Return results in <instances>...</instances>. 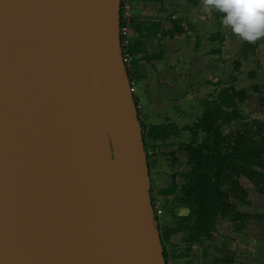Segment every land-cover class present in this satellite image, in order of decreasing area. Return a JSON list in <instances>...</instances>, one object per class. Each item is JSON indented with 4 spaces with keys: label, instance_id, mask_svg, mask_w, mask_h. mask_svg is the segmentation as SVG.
<instances>
[{
    "label": "water",
    "instance_id": "water-1",
    "mask_svg": "<svg viewBox=\"0 0 264 264\" xmlns=\"http://www.w3.org/2000/svg\"><path fill=\"white\" fill-rule=\"evenodd\" d=\"M118 0H0V264H164Z\"/></svg>",
    "mask_w": 264,
    "mask_h": 264
},
{
    "label": "crops",
    "instance_id": "crops-1",
    "mask_svg": "<svg viewBox=\"0 0 264 264\" xmlns=\"http://www.w3.org/2000/svg\"><path fill=\"white\" fill-rule=\"evenodd\" d=\"M131 13L132 21L141 25L145 55H159L135 56L131 93L142 122L178 129L190 125L201 112L200 100L228 86L244 89L240 113L256 116L260 107L251 86L264 84V38L252 52L242 53L241 39L221 24L223 14L206 12L202 0H131ZM137 35L134 31L132 40ZM249 59L261 66L253 69L252 77L244 67ZM233 61L239 66L234 68ZM239 183L247 191L248 203H234V210L248 218L232 214L216 218L210 236L192 242L188 256L175 262L264 264V195L246 178H239ZM186 213L187 209L180 214ZM181 236L170 235L178 245Z\"/></svg>",
    "mask_w": 264,
    "mask_h": 264
},
{
    "label": "trees",
    "instance_id": "trees-1",
    "mask_svg": "<svg viewBox=\"0 0 264 264\" xmlns=\"http://www.w3.org/2000/svg\"><path fill=\"white\" fill-rule=\"evenodd\" d=\"M132 28L136 34L138 32L128 47V52L134 56L133 66L135 56L145 51L139 34L141 25H134L132 22ZM261 40L255 44L244 41L240 50L242 53L252 52ZM158 57L159 55H152L145 58ZM234 64L237 65L236 62ZM247 75L252 77L253 71H248ZM251 88L257 95L263 119L251 117L241 124L239 131H224L223 126L235 119H242L239 105L245 98L244 89L235 90L228 86L200 100L201 112L196 120L180 128L189 132V140L183 144L188 170L178 189V202L186 206L187 214L178 216L175 227L166 231V234H184L181 242L186 247L178 258L188 256L192 242L210 236L216 218L231 214L235 218H248L247 214H239L234 210V203H248L247 191L240 185L239 178L251 181L255 191L264 195V97H260L257 85H252ZM136 112L142 143L145 137L158 139L165 134L167 127L178 129L174 126L147 125L139 119L137 109ZM162 239L159 234L161 244ZM162 256L164 259L163 249Z\"/></svg>",
    "mask_w": 264,
    "mask_h": 264
},
{
    "label": "rangeland",
    "instance_id": "rangeland-1",
    "mask_svg": "<svg viewBox=\"0 0 264 264\" xmlns=\"http://www.w3.org/2000/svg\"><path fill=\"white\" fill-rule=\"evenodd\" d=\"M133 23L135 25V22ZM243 42L244 41L241 40V43ZM145 54L146 53L144 52L145 57L155 55ZM242 61L244 60L242 59ZM258 62L259 61H256L254 65L252 60H246L244 67H248L249 71H253V69L261 67L258 65ZM234 63V61L231 62L234 68L235 66H239L238 62L237 65ZM257 86L260 91V97H264V84H258ZM239 107H241V104ZM239 110L241 111L242 108H239ZM255 112L256 116H253L252 118H257L258 120L263 119L261 108H258ZM248 118H251L249 113L242 115L240 121H236L235 119L228 125L223 126L222 129L224 131L228 130L232 133H234L235 130V132H237L239 131L241 124L245 120H248ZM232 128L236 129L232 130ZM164 133L165 134L161 135L156 140H152L148 137H145L143 140V150L147 164L148 198L151 206L153 222L158 233L163 237L161 249H163L165 254L164 264H189L187 260L182 263L175 262L174 260L184 253L186 244L181 242V238L184 234L181 233L182 236L179 239V245L173 242L170 233L166 234L168 228L175 227L177 217L183 216L180 213H183L184 210L187 209L184 204L178 202V199L180 198L178 189L183 183L184 173L188 170L183 144L187 143L189 140V132L187 130L167 127ZM182 207L184 209L183 211L181 210ZM176 212L180 215H174Z\"/></svg>",
    "mask_w": 264,
    "mask_h": 264
},
{
    "label": "clouds",
    "instance_id": "clouds-1",
    "mask_svg": "<svg viewBox=\"0 0 264 264\" xmlns=\"http://www.w3.org/2000/svg\"><path fill=\"white\" fill-rule=\"evenodd\" d=\"M206 12L222 15L221 24L241 40L255 44L264 38V0H202Z\"/></svg>",
    "mask_w": 264,
    "mask_h": 264
},
{
    "label": "built area",
    "instance_id": "built-area-1",
    "mask_svg": "<svg viewBox=\"0 0 264 264\" xmlns=\"http://www.w3.org/2000/svg\"><path fill=\"white\" fill-rule=\"evenodd\" d=\"M118 44L121 62L125 69L129 89L135 82L133 73L132 60L134 56L128 52V47L134 36V30L132 28V13H131V0H118Z\"/></svg>",
    "mask_w": 264,
    "mask_h": 264
}]
</instances>
